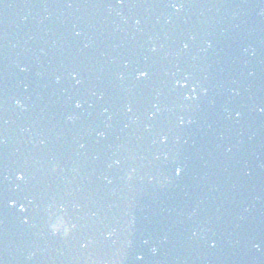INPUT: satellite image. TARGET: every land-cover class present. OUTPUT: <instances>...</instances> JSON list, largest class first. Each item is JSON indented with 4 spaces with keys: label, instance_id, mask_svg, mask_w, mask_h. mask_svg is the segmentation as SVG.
I'll list each match as a JSON object with an SVG mask.
<instances>
[{
    "label": "water",
    "instance_id": "obj_1",
    "mask_svg": "<svg viewBox=\"0 0 264 264\" xmlns=\"http://www.w3.org/2000/svg\"><path fill=\"white\" fill-rule=\"evenodd\" d=\"M174 58L180 57L149 37L116 0H0V228L26 244L5 246L12 264H139L137 256L159 233L148 226L150 218L139 205L155 193L162 176L191 165L199 147L215 138L213 129L222 126L199 125L193 137H182L180 130L174 140L175 131L150 119L136 126L127 151L93 152L86 137L68 125L64 111L82 114L109 92L127 95L134 109L137 95L150 92L144 80L153 78L156 86L163 84L159 99L153 94L150 104V114L157 116L167 101L164 92L172 90L167 85L188 70L198 77L207 64L183 57L177 73ZM140 69L148 70L147 78H137ZM77 101L82 106L75 109ZM229 130L231 142L241 133L264 149V139L248 125L236 123ZM217 132L223 143L224 129ZM193 139L196 146L188 149L184 142ZM194 180L184 186L186 194L212 191L202 179ZM131 216L140 242L137 254L126 241ZM61 217L74 225L67 237L51 232ZM171 236L148 250L151 260L141 263L189 264L191 252L172 243ZM201 262L224 264L202 258L192 264Z\"/></svg>",
    "mask_w": 264,
    "mask_h": 264
},
{
    "label": "snow or ice",
    "instance_id": "obj_2",
    "mask_svg": "<svg viewBox=\"0 0 264 264\" xmlns=\"http://www.w3.org/2000/svg\"><path fill=\"white\" fill-rule=\"evenodd\" d=\"M117 2L118 3H123L124 2V0H117ZM184 2H185V0H168V3L171 5V7H173L174 9H176V10H179V9H181L183 6H184ZM77 35H79V33H77ZM148 75H149V72H148V70L147 69H140L139 71H138V76H137V78L138 79H141V78H147L148 77ZM73 78H75V74H74V77ZM191 79V77L190 76H185L184 77V85H182V86H184V87H187L188 86V81ZM196 92V87H195V85H193L192 86V88H191V93L189 94V96L187 97V98H195L193 95H192V93H195ZM76 108H80L82 105L77 101L76 103H75V105H74ZM129 111H131V109L129 108ZM164 139H166V138H164ZM182 172H183V168L182 167H180V166H177L176 167V169H175V174L176 175H181L182 174ZM18 179H23V175L22 174H20L19 176H18ZM9 206L10 207H12V206H15V203L14 202H12V203H10L9 204ZM21 212H24V211H26V209L24 208V206L23 205H21L20 206V209H19ZM25 223H27V220L25 219V221H24ZM257 247H259L258 245H257Z\"/></svg>",
    "mask_w": 264,
    "mask_h": 264
},
{
    "label": "clouds",
    "instance_id": "obj_3",
    "mask_svg": "<svg viewBox=\"0 0 264 264\" xmlns=\"http://www.w3.org/2000/svg\"><path fill=\"white\" fill-rule=\"evenodd\" d=\"M131 178V174L129 175ZM74 225L68 224L62 217L58 220L57 224L52 226L51 232L53 235H62L67 237L71 234Z\"/></svg>",
    "mask_w": 264,
    "mask_h": 264
}]
</instances>
